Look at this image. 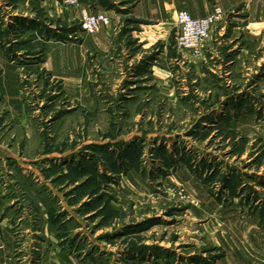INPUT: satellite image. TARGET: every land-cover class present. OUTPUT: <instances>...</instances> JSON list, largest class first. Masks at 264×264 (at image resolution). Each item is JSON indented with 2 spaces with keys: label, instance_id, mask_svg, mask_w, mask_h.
<instances>
[{
  "label": "rangeland",
  "instance_id": "rangeland-1",
  "mask_svg": "<svg viewBox=\"0 0 264 264\" xmlns=\"http://www.w3.org/2000/svg\"><path fill=\"white\" fill-rule=\"evenodd\" d=\"M222 1L191 57L137 0H0V264H263L264 0Z\"/></svg>",
  "mask_w": 264,
  "mask_h": 264
},
{
  "label": "built area",
  "instance_id": "built-area-1",
  "mask_svg": "<svg viewBox=\"0 0 264 264\" xmlns=\"http://www.w3.org/2000/svg\"><path fill=\"white\" fill-rule=\"evenodd\" d=\"M70 4H76V0H65ZM81 23L84 32L88 35L97 33L108 17L103 12L90 13L86 9L80 10ZM224 15V10L218 4L201 17H194L185 10H177L175 21L178 26L175 37V46L191 57L201 54L203 47L210 38L213 26ZM264 264V262H263Z\"/></svg>",
  "mask_w": 264,
  "mask_h": 264
},
{
  "label": "crops",
  "instance_id": "crops-1",
  "mask_svg": "<svg viewBox=\"0 0 264 264\" xmlns=\"http://www.w3.org/2000/svg\"><path fill=\"white\" fill-rule=\"evenodd\" d=\"M214 4H218L224 9L226 7L224 2L218 0H137V3L133 9V14L140 19L146 20L149 23V26H166L167 23H170L171 18L174 16L177 10H185L194 17H201L207 14L213 7ZM86 9V8H83ZM90 13H95L94 9H86ZM108 14L113 18V12L108 11ZM114 26V25H113ZM112 26L105 25L98 32V41H101L104 44H108L111 41L112 37ZM94 37L87 41L90 45L91 42H94ZM10 67L6 65V68ZM10 76L3 71L1 75V88H4L6 92V80ZM3 79V80H2Z\"/></svg>",
  "mask_w": 264,
  "mask_h": 264
}]
</instances>
